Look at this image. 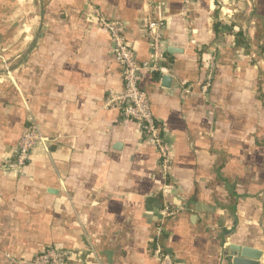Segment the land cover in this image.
I'll return each instance as SVG.
<instances>
[{"label":"crops","instance_id":"0c3cea01","mask_svg":"<svg viewBox=\"0 0 264 264\" xmlns=\"http://www.w3.org/2000/svg\"><path fill=\"white\" fill-rule=\"evenodd\" d=\"M92 9L122 23L139 64L153 60L144 23H164L162 69L140 86L167 176L139 125L105 107L121 67ZM30 118L47 143L0 168V264L46 248L68 264H158L153 243L177 264H231L230 247L264 264V0H0V164ZM165 205L179 212L162 221Z\"/></svg>","mask_w":264,"mask_h":264},{"label":"built area","instance_id":"2783aa9c","mask_svg":"<svg viewBox=\"0 0 264 264\" xmlns=\"http://www.w3.org/2000/svg\"><path fill=\"white\" fill-rule=\"evenodd\" d=\"M96 19V25L105 31L111 40V54L113 59L121 67V77L123 83L122 92L110 91L105 101V107L116 109L122 121L137 123L141 129L144 140L157 152L159 167L164 175H168L172 166V157L167 150L162 137V128L153 116L151 106L146 92L141 88L140 82L146 72L161 71V64L164 61V53L161 47L162 29L164 23L157 19H148L143 30L152 55L151 63L139 64L135 53L130 47L121 22L108 20L97 9H92ZM211 73L205 78L201 90L206 94L210 86ZM46 139L41 133L38 125L30 118L28 126L21 134L16 149L8 163H1L0 168L21 171L29 163L32 149L38 145H46ZM178 209L165 205L160 213L161 220L176 215ZM161 227L157 229V236L160 234ZM151 253L158 264H177L175 257L166 251L158 243H153ZM69 254L49 248L37 254L31 261L19 262L21 264H68ZM11 263H16L10 258Z\"/></svg>","mask_w":264,"mask_h":264},{"label":"water","instance_id":"95a60500","mask_svg":"<svg viewBox=\"0 0 264 264\" xmlns=\"http://www.w3.org/2000/svg\"><path fill=\"white\" fill-rule=\"evenodd\" d=\"M231 264H259L261 253L247 248L230 247Z\"/></svg>","mask_w":264,"mask_h":264},{"label":"trees","instance_id":"16d2710c","mask_svg":"<svg viewBox=\"0 0 264 264\" xmlns=\"http://www.w3.org/2000/svg\"><path fill=\"white\" fill-rule=\"evenodd\" d=\"M234 38H235V44H236V46H239V47L242 46V47H244V49H247V41L244 39V35H243L242 31H239V32L235 33L234 34ZM163 67H164V64H163ZM154 74L155 75H159V73H157V72H154ZM205 78H206V76H205ZM205 78L203 79V82H202L201 86L203 85V83L205 81ZM212 81H213V78H212V75H211L210 86L208 88L207 93L209 92V90L211 88ZM207 93H206V95H207ZM47 249H49V248H46L45 250H47ZM45 250H43V251H45Z\"/></svg>","mask_w":264,"mask_h":264}]
</instances>
